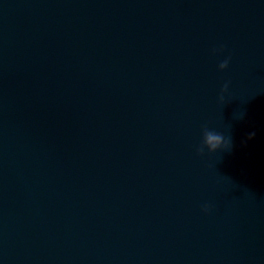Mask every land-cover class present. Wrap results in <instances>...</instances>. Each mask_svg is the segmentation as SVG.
Here are the masks:
<instances>
[{
    "label": "water",
    "instance_id": "95a60500",
    "mask_svg": "<svg viewBox=\"0 0 264 264\" xmlns=\"http://www.w3.org/2000/svg\"><path fill=\"white\" fill-rule=\"evenodd\" d=\"M0 264H264V0H0Z\"/></svg>",
    "mask_w": 264,
    "mask_h": 264
},
{
    "label": "clouds",
    "instance_id": "9594fccd",
    "mask_svg": "<svg viewBox=\"0 0 264 264\" xmlns=\"http://www.w3.org/2000/svg\"><path fill=\"white\" fill-rule=\"evenodd\" d=\"M229 60H230V57L223 60L218 66L219 70L223 71L224 69H226L228 67ZM228 88H229V84L225 83L221 89V93L227 92ZM220 99L223 100L222 95ZM202 134H203V143L196 150L198 155H201V156L204 155L205 147L208 149L209 153H215L217 152V150H221V149L230 150L231 148V138L230 137L228 139H225L223 134L218 133L216 131L209 130L207 125L203 127ZM254 136H255L254 132L250 133L249 139L254 138ZM203 210L207 212L209 210V206L205 205Z\"/></svg>",
    "mask_w": 264,
    "mask_h": 264
}]
</instances>
